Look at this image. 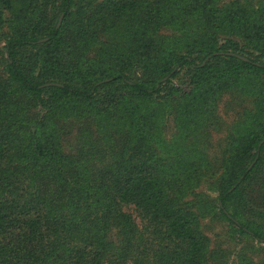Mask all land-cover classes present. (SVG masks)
Returning <instances> with one entry per match:
<instances>
[{
  "label": "trees",
  "instance_id": "1",
  "mask_svg": "<svg viewBox=\"0 0 264 264\" xmlns=\"http://www.w3.org/2000/svg\"><path fill=\"white\" fill-rule=\"evenodd\" d=\"M84 1L61 0L56 18L48 2L0 0L18 23L6 36L0 76V264H147L127 205L175 245L157 264H207L202 235L174 193L190 177L152 152L149 105L180 97L173 79L185 67L194 89L244 73L264 77V15L236 1L219 9L213 0H106L92 27L70 34ZM190 17L241 41L208 32L184 53L154 46L150 29ZM108 30L139 46L116 60L86 58ZM69 114L101 125L105 148L88 140L66 153L57 120ZM232 150L217 208L239 235L264 243V212L240 204L245 184L264 169V118Z\"/></svg>",
  "mask_w": 264,
  "mask_h": 264
},
{
  "label": "rangeland",
  "instance_id": "2",
  "mask_svg": "<svg viewBox=\"0 0 264 264\" xmlns=\"http://www.w3.org/2000/svg\"><path fill=\"white\" fill-rule=\"evenodd\" d=\"M42 1L49 3V14L57 18L61 0H40V3ZM235 1L248 12L257 11L264 15V0H213L212 8L226 9ZM104 2L106 0L82 2L81 9L75 10L70 34L92 27V12L104 8ZM0 15V76H3L6 36L16 29L18 23L12 12L2 5ZM210 27L202 17H190L163 26L156 32L150 29L149 33L155 40V47H170L181 53L193 46L190 44L194 39H201L208 32L223 42L227 39L241 41L230 30L213 28L209 31ZM130 41L131 38H122L114 31H104L88 48L86 58L105 60L110 56L116 60V54L127 53L128 49L139 46L132 45ZM79 45H83L80 40ZM82 50H76V57L81 56ZM192 75V69L185 67L173 79L174 84L182 89L178 99L169 97L149 105V115L154 122L152 152L174 163L173 172H184L190 177L183 178L174 188V193L202 235L207 264H264V243L248 235H239L217 208L219 192L227 173L225 161L232 156L233 143L238 145L240 139L264 118V77L244 73L194 89ZM63 117L57 122L66 153L76 154L87 145L88 140L105 148L104 129L91 117L71 114ZM242 194L244 197L240 204L264 212V169L256 172L245 184ZM124 209L134 219L136 244L139 248L145 247L147 264H157L169 243L159 233V228L150 224L144 211L135 205H127ZM244 218L257 217L253 212H246ZM173 246L169 244L168 248Z\"/></svg>",
  "mask_w": 264,
  "mask_h": 264
},
{
  "label": "water",
  "instance_id": "3",
  "mask_svg": "<svg viewBox=\"0 0 264 264\" xmlns=\"http://www.w3.org/2000/svg\"><path fill=\"white\" fill-rule=\"evenodd\" d=\"M62 18H63V16L60 18V23H61V21H62ZM60 23H59V24H60Z\"/></svg>",
  "mask_w": 264,
  "mask_h": 264
}]
</instances>
